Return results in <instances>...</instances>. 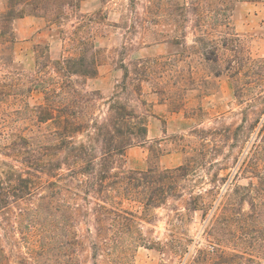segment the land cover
<instances>
[{"label": "rangeland", "instance_id": "rangeland-1", "mask_svg": "<svg viewBox=\"0 0 264 264\" xmlns=\"http://www.w3.org/2000/svg\"><path fill=\"white\" fill-rule=\"evenodd\" d=\"M71 1L56 21L34 15L15 21V65L10 70L27 86L36 78L54 88L75 86L81 92L98 91L95 112L101 118L107 115V102L112 100L147 114V142L118 157L117 172L172 169L184 164L190 155L204 152V165L198 164L190 180L180 183L182 197H170L146 216L139 202L125 199L120 205L138 215V237L161 246L138 245L128 251L127 264H181L174 252L175 243L188 244L190 258L207 243L203 211H188L186 200L191 192L211 188L213 173L224 176L231 170L225 169L223 162V156L230 152L223 128L240 123L248 104L255 106L256 113L264 107V0ZM5 8L6 3L0 1V12ZM38 44L43 48L37 53ZM92 46L98 63L95 77L63 73L59 60L79 58ZM231 60L234 63L229 70ZM237 69L240 75L231 77ZM8 70L0 66V77ZM235 80L244 89L240 98ZM43 102L44 93L36 88L0 101V123L7 124L0 125V138L11 131L37 135L50 130L52 126L36 121L34 109ZM250 116L256 117L253 113ZM7 143L0 141V169L21 168L4 146ZM250 181L257 179L246 172L234 182L247 185ZM116 194L122 199V194ZM93 221V217H79L76 226L81 264H117L115 260L120 258L113 250V231L108 235L109 244L99 248L93 259L91 242L97 240ZM2 232L13 264H21L15 239L19 235ZM247 264H264V253L256 252Z\"/></svg>", "mask_w": 264, "mask_h": 264}, {"label": "trees", "instance_id": "trees-1", "mask_svg": "<svg viewBox=\"0 0 264 264\" xmlns=\"http://www.w3.org/2000/svg\"><path fill=\"white\" fill-rule=\"evenodd\" d=\"M0 1L6 3L0 12V66L9 69L0 77V101L40 89L44 102L34 109L36 121L52 126L37 135L11 131L0 138L9 142L4 146L21 163V168L0 169V264H13L2 242V230L10 236L19 235L15 239L21 264H81V240L76 228L79 217L94 218L97 240L91 242L93 259L99 248L109 244L112 231L115 257L120 258L115 260L117 264H127L128 251L140 244L160 249L158 242L138 237V215L120 205L125 199L139 202L146 216L170 197H182L180 183L190 180L198 164L204 165V152L190 155L184 164L172 169L115 171L118 157L128 148L147 142V114L112 100L107 102V115L101 118L95 112L98 91L81 92L75 86L54 88L36 78L27 86L10 70L15 65V21L29 15L56 21L73 1ZM36 48L38 53L43 47L38 44ZM86 52L57 64L70 76L95 77L96 51L92 46ZM206 58L210 59L209 55ZM240 59L244 64L245 58ZM233 63L229 62V70ZM239 75L237 69L231 77ZM235 86L237 98L242 97L244 89L238 80ZM254 107L248 104L240 123L223 128L230 150L223 162L225 169L231 170L224 176L213 173V186L191 192L186 200L188 211H203L207 243L193 258L189 257L188 244L175 243L174 252L181 264H247L255 259L256 252L264 253V107L257 113ZM251 113L256 117L251 118ZM5 122L0 125L7 126ZM246 172L253 173L257 182H234ZM116 193L122 194V199Z\"/></svg>", "mask_w": 264, "mask_h": 264}]
</instances>
